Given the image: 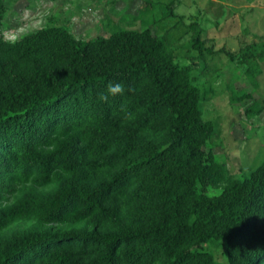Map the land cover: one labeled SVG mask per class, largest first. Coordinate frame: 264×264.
<instances>
[{
  "label": "trees",
  "instance_id": "trees-1",
  "mask_svg": "<svg viewBox=\"0 0 264 264\" xmlns=\"http://www.w3.org/2000/svg\"><path fill=\"white\" fill-rule=\"evenodd\" d=\"M7 1L0 0V264H264V162L239 176L219 160L216 123L204 110L214 81L194 83V66L204 63L197 75H206L223 54L246 64L258 87L264 40L217 51L203 24L184 22L171 5L164 17L178 18L173 29L191 37L188 65L152 28L109 23L107 36L80 38L49 22L10 40ZM109 83L124 92L105 103L98 94ZM232 90V104L253 98ZM263 112L257 99L245 110Z\"/></svg>",
  "mask_w": 264,
  "mask_h": 264
},
{
  "label": "rangeland",
  "instance_id": "rangeland-1",
  "mask_svg": "<svg viewBox=\"0 0 264 264\" xmlns=\"http://www.w3.org/2000/svg\"><path fill=\"white\" fill-rule=\"evenodd\" d=\"M75 1V0H72ZM158 2L161 6L153 11L145 2ZM84 5L75 17L54 16L57 12L68 10L69 0H8L9 5L4 20L5 36L10 40L20 39L24 35L47 23L66 25L80 38L107 36L110 27L143 30L152 28L160 36H166L176 49L177 62L185 65L191 62L184 52L190 54V36L187 29L174 30L179 20L168 15L166 5L184 22L199 20L206 29V37L215 50L225 49L238 53L240 48L252 42L264 39V0H83ZM172 3V4H171ZM63 7V8H60ZM150 7V8H149ZM64 10V11H66ZM125 15V20L122 19ZM142 15L134 21L133 16ZM54 16V17H53ZM177 16V17H178ZM164 17V18H162ZM158 19V20H157ZM161 19V20H160ZM144 20V21H143ZM159 21V22H158ZM143 22V23H142ZM206 75L198 76L204 63L194 66L197 70V86L214 81L210 99L205 103V117L216 123L214 145L219 152V160L225 162L236 175L249 174L264 162V112L260 116L249 117L246 107L255 99L264 104V62L260 64L261 73L257 75L258 87L253 78L246 73V64L227 60L219 54L210 60ZM215 64L222 67L220 76H215ZM194 69V70H195ZM242 90L253 92V98L243 103L231 102V94ZM220 190H213L217 194ZM218 261L224 262L223 250L215 252Z\"/></svg>",
  "mask_w": 264,
  "mask_h": 264
},
{
  "label": "clouds",
  "instance_id": "clouds-1",
  "mask_svg": "<svg viewBox=\"0 0 264 264\" xmlns=\"http://www.w3.org/2000/svg\"><path fill=\"white\" fill-rule=\"evenodd\" d=\"M124 92V86L120 83H109L104 92L98 94V99L102 102H108L110 97L122 95ZM123 110V106H122Z\"/></svg>",
  "mask_w": 264,
  "mask_h": 264
},
{
  "label": "crops",
  "instance_id": "crops-1",
  "mask_svg": "<svg viewBox=\"0 0 264 264\" xmlns=\"http://www.w3.org/2000/svg\"><path fill=\"white\" fill-rule=\"evenodd\" d=\"M83 0H69V17H75L83 8Z\"/></svg>",
  "mask_w": 264,
  "mask_h": 264
}]
</instances>
